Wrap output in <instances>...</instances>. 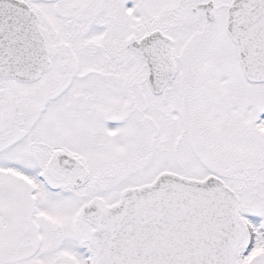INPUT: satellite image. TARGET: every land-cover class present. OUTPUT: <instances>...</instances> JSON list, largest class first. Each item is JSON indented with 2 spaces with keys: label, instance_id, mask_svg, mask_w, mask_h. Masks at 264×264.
<instances>
[{
  "label": "snow or ice",
  "instance_id": "obj_1",
  "mask_svg": "<svg viewBox=\"0 0 264 264\" xmlns=\"http://www.w3.org/2000/svg\"><path fill=\"white\" fill-rule=\"evenodd\" d=\"M0 264H264V0H0Z\"/></svg>",
  "mask_w": 264,
  "mask_h": 264
}]
</instances>
